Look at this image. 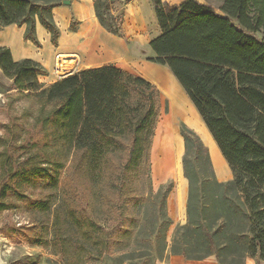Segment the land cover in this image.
Masks as SVG:
<instances>
[{
    "label": "trees",
    "instance_id": "16d2710c",
    "mask_svg": "<svg viewBox=\"0 0 264 264\" xmlns=\"http://www.w3.org/2000/svg\"><path fill=\"white\" fill-rule=\"evenodd\" d=\"M61 1L0 0V30L26 25L25 39L40 45V21L57 44L60 29L52 10ZM152 1L160 33L149 43V60L172 72L233 174L219 180L208 145L193 128L182 126L187 222L177 225L171 243H166L169 253L160 259L169 254L187 259L215 254L220 264H244L248 256L261 264L264 40L255 33L264 35V0ZM113 2L94 0L95 11L104 28L121 36V23L110 9ZM78 24L74 20L70 28ZM0 68L16 89L10 97L28 103L20 133L12 131L10 123L7 134L0 136V209L8 207L4 199L11 194L44 214L43 232L34 242L51 246L63 264L102 260L128 234L127 207L145 199L134 193L132 180L143 167L150 169L160 88L114 63L47 85L40 81L48 75L40 62L15 60L10 48L1 44ZM12 140L16 142L10 144ZM30 186L48 193L33 198L22 189ZM172 188L165 187L166 198ZM100 198L108 201L110 225L95 214Z\"/></svg>",
    "mask_w": 264,
    "mask_h": 264
},
{
    "label": "rangeland",
    "instance_id": "374dc122",
    "mask_svg": "<svg viewBox=\"0 0 264 264\" xmlns=\"http://www.w3.org/2000/svg\"><path fill=\"white\" fill-rule=\"evenodd\" d=\"M176 1L173 3H181L184 0ZM217 11L220 12L218 9ZM115 17L121 23L122 34L120 37L129 50L122 55L123 58L116 59L117 61H100V64H118L134 73L143 75L160 88L162 97L160 114L152 142L150 169L143 167L138 176L132 180L134 193L142 197L144 196L145 199L141 204L134 202V204H131L126 209L128 218L124 221L129 227L127 236L120 237L121 243L119 242L118 246L102 260L94 261L90 264H155L158 259L168 254L169 247L166 248V243H171L178 225L175 226L172 235H170L169 231L174 221L169 224L170 217L168 215L167 198L163 193L166 186L172 184L174 187L178 178L184 176L182 166L184 154L182 126L186 124L188 127L193 128L208 145L219 180L231 179L233 174L217 143L193 104L198 113V119H192L190 116H187V118L172 119V123L167 124L168 118L172 116L170 97L162 91V82L156 77L147 74L148 70H153V72L158 74L168 71L172 78L178 82L166 66L153 63L149 60L153 55L149 43L158 34V22L152 19H144L142 16L124 19L121 16V12L116 14ZM124 24L125 30H137V32H125ZM255 36L264 40V35L261 31L255 33ZM57 63L59 69L56 68ZM60 64L61 66L63 65L61 61H57L55 64L56 73H63L62 70H65L64 66L60 68ZM55 71L53 70V72ZM44 76H40L41 82L47 85L55 82L53 80L56 79V76L53 75L54 77L50 78H45ZM12 87L13 81L4 76L0 68V136L7 134L5 127L10 123H13L14 130L12 129V131L16 134L20 133L22 123L20 117L22 116L24 106L28 104L25 99L14 101L10 97L16 93V89ZM180 87L182 88L181 85ZM182 90L184 91L183 88ZM184 93L186 94L185 91ZM167 126H172L171 133H174L179 139V152L176 154V146H174L172 171L168 173L170 177L165 183L156 187L153 183V175H157L154 160L157 151L154 149V144L158 134L162 135L166 133ZM15 142L12 140L10 144H14ZM2 149L3 146L0 144V151ZM162 186H165L163 192L157 196L156 193ZM39 188L37 186H30L23 187L22 189L33 198H43L48 193V190ZM104 199L100 198L96 200L95 214L102 222L110 225L111 221L107 218L109 204ZM4 202L8 207L0 209V264H63L60 254L55 253L51 246L34 242V238L43 232L42 225L46 223L44 214L34 211L29 204L20 200L16 195L10 194L6 196ZM47 237L49 238L50 236L48 235Z\"/></svg>",
    "mask_w": 264,
    "mask_h": 264
},
{
    "label": "crops",
    "instance_id": "0c3cea01",
    "mask_svg": "<svg viewBox=\"0 0 264 264\" xmlns=\"http://www.w3.org/2000/svg\"><path fill=\"white\" fill-rule=\"evenodd\" d=\"M67 1L64 3L62 0L61 4L52 10L54 20L60 29L57 44L52 42L50 31L40 21L36 23V37L40 45L25 39L26 25L10 24L0 30V44L10 48L15 60L27 58L40 62L49 71V75L44 76L45 78L56 76L53 81L86 68L101 66L100 61H117L116 59L123 58L122 55L129 50L120 36L109 32L101 25L96 15L94 0ZM164 1L170 4L177 2ZM110 9L114 15L121 12L124 19L142 16L144 19L158 22L152 0H114ZM74 20L79 24L76 29H71ZM123 27L125 30V24ZM125 32L136 33L137 30L126 29ZM159 33L160 28H158ZM58 60L63 63V68L66 70H62L63 73L55 71L54 67ZM178 152L179 139L176 154ZM169 177V174L162 178L154 174L153 183L159 187ZM187 199L188 180L183 176L178 178L167 197L168 215L174 221L169 231L170 235L177 224L187 222ZM155 264H220V262L215 254L202 259H187L181 254H169L163 259H158ZM244 264H257V260L248 256ZM261 264H264V261H261Z\"/></svg>",
    "mask_w": 264,
    "mask_h": 264
},
{
    "label": "bare ground",
    "instance_id": "6f19581e",
    "mask_svg": "<svg viewBox=\"0 0 264 264\" xmlns=\"http://www.w3.org/2000/svg\"><path fill=\"white\" fill-rule=\"evenodd\" d=\"M147 74L160 80V82H162V91L170 97L172 118H168V125L171 124L172 119L175 118H187V116H190L192 119H198L199 116L194 106L178 82L172 78L168 71L158 74L153 72V70H148ZM167 127L168 129L165 134H158L154 144V149L157 151L154 158L157 172L156 177L161 178L172 171L171 168L174 146L177 148L178 143V138L174 135V133H171L172 126Z\"/></svg>",
    "mask_w": 264,
    "mask_h": 264
},
{
    "label": "built area",
    "instance_id": "2783aa9c",
    "mask_svg": "<svg viewBox=\"0 0 264 264\" xmlns=\"http://www.w3.org/2000/svg\"><path fill=\"white\" fill-rule=\"evenodd\" d=\"M58 62H59V60H58ZM62 66H63V65H62ZM62 66H61V64H60V68H61ZM56 68L59 69V65H58V63H57V67H56Z\"/></svg>",
    "mask_w": 264,
    "mask_h": 264
},
{
    "label": "water",
    "instance_id": "95a60500",
    "mask_svg": "<svg viewBox=\"0 0 264 264\" xmlns=\"http://www.w3.org/2000/svg\"><path fill=\"white\" fill-rule=\"evenodd\" d=\"M68 1L67 0H64V3H67Z\"/></svg>",
    "mask_w": 264,
    "mask_h": 264
}]
</instances>
